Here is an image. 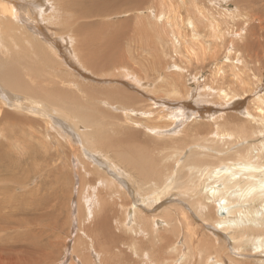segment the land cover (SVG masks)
<instances>
[{"label": "bare ground", "instance_id": "1", "mask_svg": "<svg viewBox=\"0 0 264 264\" xmlns=\"http://www.w3.org/2000/svg\"><path fill=\"white\" fill-rule=\"evenodd\" d=\"M122 1L106 2L107 14H114ZM63 2L64 9L52 0H0V183L8 180L22 188L28 183L34 185V177L45 175L20 196L41 205L46 199L56 203L54 185L61 182L66 187L69 171L72 188L79 186L81 214L86 216L92 210L101 214L110 204L108 209L119 219L115 221L119 233L108 236L110 219L101 214L103 218L94 224L96 229L99 225L97 237L78 236L76 256L66 246L65 256L72 264H241L243 248L249 247L247 251L254 255L264 253V75H253L258 85L250 102L247 100L250 113L241 112L253 80L249 74L252 76V70L262 65V56L253 49L259 44H254V31L260 25L248 27L246 23L252 40L247 31L242 37V28L238 27V34L233 33L238 38L227 42L240 18L239 13L230 11L229 0H215L213 8L207 4L210 0H161L162 9L155 5L160 11L147 28H154L155 41L163 34L169 40L173 54L184 66L173 68L184 73L177 77L137 60L144 53L143 44L132 47L130 40L126 49L135 66L113 51L119 40L105 44L104 34L92 21L104 15L106 3L96 12L86 7V0ZM126 3L125 9L132 12L134 3ZM232 3L241 15L253 12L251 18L256 24L258 15L254 12L259 10H253L252 0ZM180 5L187 9L184 16L171 10ZM52 8L53 14L49 13ZM148 12L152 13L150 9ZM58 27L65 30L55 35ZM68 27L78 30L71 35ZM85 28H92L95 34L75 41ZM142 35L147 43L145 32ZM235 44L245 46L246 61L239 60V52L231 47ZM67 55L74 64L69 71L63 69ZM211 55L216 64L212 83L227 84L214 87L217 96L209 88L205 95L209 97L211 92L226 109L197 105L184 110L202 91L199 85L190 88V82L196 84L198 78L185 74L192 62L198 64ZM249 61H255L254 65L247 64ZM104 63H108L107 68H103ZM151 71L156 79L150 84ZM95 76H100L98 85ZM184 96L187 101L178 102ZM215 112H228L235 119L239 114L245 121L230 127L229 122L221 123L225 117L218 118ZM201 121L214 125L204 143L223 144L224 152L206 150L204 143L195 139L197 134L191 127ZM188 124L186 131L183 128ZM181 125L177 132H171ZM225 153L228 156L221 158ZM4 190L0 184V223L14 213L13 208H7ZM238 203L244 204V209H239ZM89 204L94 209L89 211ZM48 205L46 209L54 207ZM42 217L22 219L15 230L39 228Z\"/></svg>", "mask_w": 264, "mask_h": 264}, {"label": "rangeland", "instance_id": "2", "mask_svg": "<svg viewBox=\"0 0 264 264\" xmlns=\"http://www.w3.org/2000/svg\"><path fill=\"white\" fill-rule=\"evenodd\" d=\"M21 1L25 2L27 0H21ZM52 1L57 6H58V4H60V6L62 8L65 5L63 0H52ZM114 1H119L120 2L121 0H102L100 2L86 0V2H85L86 7H93V8H95L96 12H97V10L99 8H105L107 6V10L104 11V15L100 16V17H98V19H94L92 21V23L96 22V27L98 26L100 28V30L102 31V33L104 34V39L107 40L105 44L113 45V44H116V42L119 40L118 48L113 47V49H114L113 51H115V53H117V54H122V56L125 58L126 62H128L130 66H135V60L126 51L128 45L130 43V40L133 41L130 44V46H132V47H133L134 44L135 45L143 44L144 53L137 59L139 61H142V64H146V65L148 64L149 67H161L163 69V71H162L163 74L164 73L171 74L173 72V74H175L177 77L179 76L177 74L183 75L184 74L183 72L174 70V69H184V66H183L181 60L178 57H176L175 54H173L174 51L172 49V46L170 45L169 40L166 38L165 34H163V36H162V38L160 40L155 41L157 39V34L154 31V28L153 27L147 28V23L150 22L149 24H151L153 22V20L157 19L156 15L159 13V11H160L159 9H162L161 0H157V1L156 0H139V1L138 0H131V5H133V3H134V5L131 6L132 7V10H131L132 12H130L128 9H125L126 4H127L126 2H128V0H123L122 1L123 3L121 2L122 4H120L121 7H120V5L118 7V4H117L116 12L114 14H107L108 10H109V6H108V4L106 2L112 4ZM197 1H201V0H197ZM210 1H211V4H209V3H207V4L210 7L213 8L212 5H213L215 0H210ZM229 1H230L229 2L230 11H232V12L235 11L236 15L239 13L238 15H240V18H238L236 23H234L235 27H234L232 33H229L232 38H230V39L227 38L226 39L227 42H232L233 39L238 38V37H236L234 35L235 34L237 35L238 31L241 28H242L241 29L242 30V37H244L245 34H246V31H247L246 30L247 29L246 23H247L248 27L251 26V25H253V26L260 25V27L256 28L255 31H254V33L256 32V35H255L256 40L254 41V44H257V42H259V44L255 45L253 47V49H254V53L258 52L262 56V65L260 66V68L261 69L263 68V69L261 70L259 67H255V69H253V70L251 69L252 70V76H251V74H249V75H250L251 79L253 78V75H255V74H257L259 77H262V75H264V73H263L264 72V14H263V12H264V0H262L259 3H257L256 0H252V2H254L253 10L254 11L256 9L259 10L258 12H254V14L258 15V21L256 22V24L252 22V18L251 17L253 16V12H251V11L250 12H248V11L244 12V13H242V15H243L242 16L240 14V11L236 10V8H234V7H237V6H233L232 2L234 0H229ZM104 3H106L105 4L106 6L103 5ZM155 5H158V7L159 6H161V7H159V9H158L157 6L155 7ZM134 7H136V8H134ZM140 7H142V8H140ZM134 9H136V10L139 9V10L137 12H135L136 10L134 11ZM149 9H150V11L152 13L148 12ZM51 10H49V13L53 14V12H55V11L53 10V8ZM121 10H122V12H121ZM171 10H173L176 13H179L180 15L184 16L187 9L180 5L177 8H173ZM123 11H124V13H123ZM51 14H49V16ZM60 14L62 16H64V14L62 12H60ZM130 15H132V16H130ZM138 15H139V17H138ZM112 16H113V18H112ZM247 17H249V18H247ZM129 18H131V19H129ZM127 19L129 20L128 22L126 21ZM132 19H133V21H131ZM144 19H146V20H144ZM261 20H263L262 23L260 22ZM87 21H89L88 18L85 19L83 21V23L86 24ZM141 21H142L143 24L141 23ZM110 23H113V24H110ZM126 25H127V27H126ZM132 25H133L134 28L132 27ZM139 25H141L142 27L141 26L139 27ZM143 25L146 28H144ZM41 26L39 27V29L41 28ZM47 26H49L51 28L54 27V26H51V25H47ZM120 26L123 27V28L121 29ZM111 27H113V28H111ZM135 27H137V28H135ZM238 27H240V29ZM68 28H70L69 30L72 29V27H68ZM110 28L114 32L109 31V30H111ZM138 28H140V29H138ZM120 29H121V31H120ZM126 29L130 30V31H127ZM60 30H61V28H59V27L56 28V31H55L54 34L55 35H59V33L63 32L65 29H62L61 31ZM76 30H78V29L71 30V35H73V33ZM116 30H118V31H116ZM134 31L137 32V34L133 33ZM141 31L145 32V35L148 38V39H145V40H148L147 43H145L146 41L144 42V40H142L143 32L141 34ZM30 32L33 33V31H30ZM150 32H152V34ZM109 33H111V34H109ZM233 33H234V35H233ZM93 34H95V30H93L92 28L91 29L85 28V30H83V31L80 30L78 32L77 36L74 37V39H77L75 41H78V38L80 36H82V38H84V40H87L88 38L92 37ZM247 34H248V38H249L251 36L250 35V31H247ZM139 38H140V41H139ZM252 39H253V36H251L249 38V40H252ZM152 41H154V42L151 44L150 42H152ZM238 43H240V42H238ZM146 44H149V45H146ZM144 45H145V47H144ZM177 47L182 49L181 48L182 46H177ZM231 47L235 48L236 52L237 51L239 52L238 58H239V60L241 62L246 61V59H245V51H244L245 46H242V44H235V46H231ZM68 48L71 51V55H73L72 46L69 45ZM221 52H223V51L221 50ZM67 57L70 58L68 61H67ZM166 59H168V60H166ZM64 60H65V62H64L65 63V68H63V69L69 71L68 68L74 66V64H70V63H72L71 62L72 59H71V57L69 55H67V56L64 57ZM223 61L224 60H222V62ZM154 63H155V65H154ZM173 63H174V65H173ZM254 63H255V61H249L247 64H249L250 66H253ZM104 66H105V63L103 65V68H104ZM107 66H108V63H107V65L105 67L107 68ZM215 67H216L215 60L212 58V55L209 56V57H206L202 62H200L198 64L192 62V64L189 66L190 70H188L189 72L187 74H185L186 77L188 75L189 76H193L194 75V76H196L198 78L196 84L194 82H190V88H193V85H197V86L199 85L200 88L202 89V91H201L200 94L195 95V98L192 101L193 105L190 102V105L187 106L189 108L183 107L184 110H188L192 106L194 108L197 105L211 106L214 109L215 108H217V109L220 108L222 110L226 109V108H224L225 105H222V102L218 99V97H216V99H218L217 101H216L215 98H213L214 96H213V94L211 92H210V96L209 97H207L205 95V94H207L209 92V91H206V90H208V88L214 90V87H216V86L217 87L221 86V88H222V87H225L226 84H227V83H225L224 85H219V84H215V82L212 83L213 82V81H211L212 73L214 72V68ZM59 70L61 71L62 69L59 68ZM97 70H99V69L97 68ZM73 71H75V70H71L70 73H72ZM168 71L170 73H168ZM260 71H261V74H260ZM257 75H255V76L258 78ZM99 78H100V76H95V83L96 84L98 83V79ZM205 78H207V79H205ZM262 78H263V80H262ZM262 78H261V81L263 82L262 84H264V77H262ZM153 79H156V78L153 77V72L151 71L150 74H149L148 83L151 84L153 81H155ZM78 80L80 81V79H78ZM150 80H151V82H150ZM254 81H255V83H254ZM209 82H210L211 85L209 84ZM256 82H258V81L256 79H254V78H253V80H251V85L249 86V88L247 90V93H246L247 97L244 99L245 102H244V106L241 107V109H242L241 112H245L247 114V112L249 111V107H250L249 102H250V98H252L250 96H252V94H253V88H254V91H255L256 86L258 85V83L256 84ZM201 83H203V84H201ZM250 91L252 93L248 94V93H250ZM200 95H201V98H200ZM215 95L217 96V91H215ZM184 97L183 98H178V99H180L178 102H182V103L186 102L187 99H186V97L185 98ZM165 100H169V97H165ZM249 113H250V111H249ZM249 113H248V115H249ZM206 115H208V114H206ZM214 115L215 116L218 115V118H219L220 115H223L225 118L223 120H221V123H222V121L223 122H229L230 123V127L231 126H238L240 123L242 124L245 121L244 119L241 120L239 114L236 116L237 117L236 119L234 118V116H231L228 112L227 113L226 112H215ZM204 117H205L204 120H206L207 116H204ZM209 125H210V123L208 124L205 121H201L200 123H198V122L194 123L193 127H191V128L193 129L194 133L197 134V137L195 139L200 140V141H202L204 143V141L206 139L211 137L212 131L214 130V127H213L214 125H212V127H210ZM181 127H183V125L177 127L174 130H171V132H173V133L177 132L178 129H180ZM188 128H189V124L185 125V127L183 129L188 131ZM171 132H170V134H173ZM176 138H179V137H176ZM250 140L251 139H249V141ZM181 141L184 142V143H187L188 140L186 141L185 139H183L181 137ZM244 142L245 141H243V140L240 141V143H244ZM116 143L118 144V142H116ZM240 145H243V144H240ZM204 146H205L204 149H206V150L207 149L216 150V151H219L220 153L224 152L226 150V148H224L223 144H217V143L205 144L204 143ZM201 151H203V150H201ZM196 152H199V150H197ZM228 154L229 153H225L221 158H223L224 156H228ZM110 158H112V157L110 156ZM24 161L26 162V160H24ZM36 161L39 162L40 165L42 164V161H39L37 158H36ZM110 161H112V160H110ZM118 166L120 167V165H118ZM39 171H40V169H39ZM66 172H67L66 173L67 177H65V180H64V182L68 181V184L66 185V187H64L61 184V182L54 185L55 189H57L56 199H55L56 203L52 202L54 199H52L51 202H50L49 199H46V200H44L45 203L43 205H41L40 203H36L35 201H32L28 197L27 198H23V197L20 196L22 193L26 192V191H24V189L25 190H29V189L34 188L35 186H37L40 183V181H42L44 179L45 175L39 176L40 179L38 178V176L34 177V181H35L34 185L33 184L30 185V183H28V184H26L25 187H22V188H19L16 185H13L8 180H6V181L3 180L0 183L5 188L4 197H6V200H7V208H13L14 209V213H12L10 219H6L4 214L2 213V216L5 218V222L0 223V264H3L4 262H5L4 264H72V261L70 260V258L65 256L66 254H68L66 246H68V248L70 247L69 248V253H72V251L74 252L75 245L78 242H80L79 241L80 238L82 239V237H85V236L97 237L98 232H99V225L96 226L97 227V229H96L94 224L100 222L99 220H101V218H103L102 215H105V216H107L110 219V220H108V224H107V226H108V229H107L108 236H112L113 234H116V233L118 234L119 233L116 230V228H115V221L119 220V219L117 217H114L113 216V211L110 212V210L108 209V207L110 206L109 203L106 204V206H105L106 209L104 208V211L101 213L102 215L98 214L95 210H94L95 212L92 210L90 213H88L85 210V212L88 213L86 216L81 214L83 212V208L80 207L79 204H78L79 186L77 185L76 188H72L71 182L69 180L71 176L68 175L69 171H66ZM171 194H173V193L171 192ZM187 196H191V195H187ZM71 197H73L72 200H70ZM0 198H2V197L0 196ZM94 200L95 199H93L92 201H94ZM70 202H71V204H70ZM51 204H54V207L50 208V209H46V206L48 205V207H50ZM166 205H169V203H167ZM166 205H164V207ZM238 205H241V208H239V209H241V210L244 209V204L238 203ZM88 206H89V211L91 209H94L91 204H89ZM230 206H233V205L230 204ZM73 209H74L75 212L73 211ZM234 210H238V209H234ZM43 213H46L48 215V217L44 216ZM95 213H96V215L98 217L95 215ZM75 214H76V216H75ZM40 215L43 216V217H42V219L38 220L39 228L38 227H32L31 228L32 231L30 230L31 232L28 231L27 229H24V228H21L18 231L15 230V229L20 227V222L22 221V219H31V216H40ZM117 215L120 216V213L118 212ZM94 216H96L97 218L95 217V219H94ZM83 217H84V219H82ZM85 217H87V218L89 217L90 219H87ZM73 219H75L76 221L75 220L73 221ZM43 220H45V221H43ZM79 220L82 222V224H81V222H79ZM47 221H49V222H47ZM73 222H76V223H73ZM89 223L91 224V226L89 225ZM161 223H164V222H161ZM86 224H87V226H86ZM80 225H83V226H80ZM42 226H44V227H42ZM6 229H8V230H6ZM87 229H89V230H87ZM22 230H27V231L24 232ZM69 233L71 235L72 234L73 235L71 236ZM78 236L79 237L81 236V237L79 238ZM38 240H40V241H38ZM71 240L73 242H70ZM37 241H38V243H37ZM180 244H182V241H180ZM20 248H22V249L18 250ZM247 250H249V247L243 248V250H242L243 252H241V255L243 256L241 258V262H242L241 264H248V263L264 264V253L263 252H261V254H255L254 255L253 253H251L250 251H247ZM22 251H25V253L24 252H23L24 254L20 253ZM14 252H15V254L17 253L16 255H18V257L14 254ZM18 252L20 253V255H19ZM21 254L26 258V261H25L24 257ZM74 254L76 256L75 252H74ZM244 254H246V255H244ZM40 255H42L43 259H39ZM20 256H22L23 258L22 257L20 258ZM65 258H68V259L65 262H63V260ZM246 261H247V263H246ZM11 262H13V263H11ZM98 264H100V263H98Z\"/></svg>", "mask_w": 264, "mask_h": 264}]
</instances>
